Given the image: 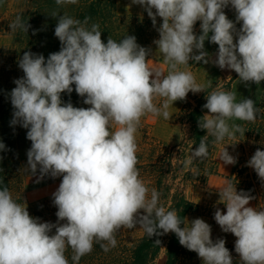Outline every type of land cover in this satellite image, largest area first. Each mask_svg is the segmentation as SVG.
I'll return each mask as SVG.
<instances>
[{
  "label": "clouds",
  "instance_id": "1",
  "mask_svg": "<svg viewBox=\"0 0 264 264\" xmlns=\"http://www.w3.org/2000/svg\"><path fill=\"white\" fill-rule=\"evenodd\" d=\"M78 0H56L57 5ZM147 12L153 26L157 17V46L168 65V73L150 69V50L127 35L120 42L101 39L98 24L88 26L66 15L58 18L54 34L61 47L43 54L24 52L18 67L24 76L14 81L10 102L11 125L27 129L31 141L27 169L39 171L38 180L62 176L52 194L57 222H41L27 207L13 199L9 189L0 188V264H69L67 248L73 251V264L90 253L94 240L104 251L116 246L114 233L121 227H142L149 237L174 233L180 245L198 254L203 264H233L225 239L211 238V226L195 218L185 226L175 210L159 204V193L139 179L135 133L145 114L170 119L168 108L185 100L189 92H206L208 85L197 84L190 71L181 70L189 61L214 63L220 69L237 73L242 83L260 85L264 81V0H132ZM231 6L235 22L224 9ZM155 10V11H153ZM200 21L201 34L194 26ZM241 23L239 29L236 24ZM10 29L28 32L30 25L21 17ZM211 33V35H209ZM218 45L213 60L205 41ZM84 97L88 108L63 103L62 93ZM162 99L160 107L154 103ZM203 108L208 112L198 126L206 130L185 165L209 155L207 138L215 143L244 134L232 119L254 121L255 102H236L234 92L213 90L206 94ZM110 126H117L110 132ZM6 145L0 142V151ZM220 159L225 165L237 160L226 147ZM264 181V150L257 149L247 162ZM220 203L214 220L225 233H232L235 252L243 264H264V209L248 206L254 199L237 192L226 182L218 190ZM142 210V211H141ZM63 222V223H61ZM183 225V227H181ZM53 229H55L54 234ZM162 230V232L160 231ZM157 242H159L157 240Z\"/></svg>",
  "mask_w": 264,
  "mask_h": 264
},
{
  "label": "trees",
  "instance_id": "2",
  "mask_svg": "<svg viewBox=\"0 0 264 264\" xmlns=\"http://www.w3.org/2000/svg\"><path fill=\"white\" fill-rule=\"evenodd\" d=\"M118 1L78 0L76 4L57 5L56 0H0V5H2L0 35H7L10 38L8 45L0 46V142L6 145V150L0 151V188L6 186L10 191L13 180L20 173V159L27 154L31 147V141L26 138L27 129L19 124L11 125L14 109L10 102V93L16 87L14 81L24 76L23 71L18 67V61L27 51L43 54L47 59L50 53L60 50V41L54 34L60 16L66 15L79 19L81 22L88 18L89 27L94 23L99 25L101 39L105 43L108 38L120 42L127 35L135 36L137 44L149 49L151 53L155 45L153 41L159 39L157 28L162 23V19L157 17V24L154 27L151 19L146 15H119L116 11ZM233 11L231 6L224 9L225 14ZM17 16L30 25L28 32L10 29L9 25ZM232 79L233 77L230 80ZM72 87L71 94H61L62 102H70L78 108L91 107L84 104L85 98L80 97L75 92V85ZM162 102L161 98L154 100L157 107H160ZM203 105V103L197 102L196 107L180 109L177 114V118L188 120L191 130L190 147L187 153L182 156L185 160L180 165L174 166L171 153L166 150L162 143L151 139L145 129L141 127V124L138 125L139 129L137 130L141 134L140 138L135 139L138 161L136 168L139 172V179L149 189V198L151 190L155 189L159 193L158 206H163L166 210H175L182 221L184 215L196 207L187 202L180 191L172 189L169 181L174 180V172L177 173L178 170L182 172L179 177L184 183L202 185L209 176L216 173L213 152L218 143H215L214 138L211 136L207 138L209 152L207 158H198L193 160L191 165H185L192 150L198 147L202 137L207 134L206 130H202L198 126L199 120L203 117ZM256 109L258 111L254 121L238 120L236 122V125L243 129L244 134L237 132L235 137L242 134L251 137L253 141H260L264 138V90L258 100ZM151 115V113H148L144 116ZM109 131L112 132L111 126ZM244 173V168H234L229 175L228 182L236 186L237 192L243 190L255 199L260 197L264 204L263 181L255 177V174L252 177L250 176L251 178L244 177ZM43 178L49 183L56 179L62 180V176L52 178L50 175H46ZM52 201L45 203L44 206L46 207L39 209L36 216L39 217V213L47 218L54 215L53 218H56L55 221L57 222L56 212L58 209ZM130 229L137 230L141 235L135 239L129 248L125 249L128 264H151L158 252L164 234L149 237L139 225ZM160 231L162 232V230ZM101 244H107V242L94 240L92 251L82 256L79 264L84 263V260L87 261V264H104L103 260L100 259V254L103 251ZM225 246L233 258V264H243L239 254L235 252V244ZM166 253L164 264H187L186 261L188 263L193 261L194 264H203L198 254L180 245L177 236L171 232L166 243ZM72 255V249L67 248L65 256L69 264H73Z\"/></svg>",
  "mask_w": 264,
  "mask_h": 264
},
{
  "label": "rangeland",
  "instance_id": "3",
  "mask_svg": "<svg viewBox=\"0 0 264 264\" xmlns=\"http://www.w3.org/2000/svg\"><path fill=\"white\" fill-rule=\"evenodd\" d=\"M116 9L119 15L148 16L144 8L140 5L133 4L132 0H119ZM1 13L2 5H0V14ZM226 15L230 20L235 22V11ZM200 23V21H197L194 26L196 35L201 34ZM240 26L241 23L236 24L237 29H239ZM209 35H211V33ZM9 43L10 38L7 35H0V46L8 45ZM205 50L214 60L218 45L206 40ZM147 64L150 69L160 70L164 75H167L169 71L164 56L157 49L156 45H154L151 50L147 59ZM181 70L190 71L194 75L197 84L208 85L210 83L211 86L206 88V92H189L185 100H177L170 105L168 108L170 119L166 120L162 115L158 117L153 115L142 116L139 123L151 139L162 143L166 150L171 153L174 166L180 165V163L185 160L182 156L187 153L191 139V130L188 120L177 118L180 109H192L196 107L197 102L205 104L207 102L206 94L213 90L234 92L236 95V102H241L245 98H251L255 102V107L257 108L258 100L264 90V81H262L260 85L242 83L237 73L233 70L227 68L222 70L212 62L204 64L203 62L195 63L190 60L187 66H181ZM232 77L233 79L230 80ZM207 112L208 110L204 108L203 116L207 114ZM237 121V119H232L229 120L228 123L231 126L232 124H236ZM116 127L117 126H111L112 132L116 130ZM138 129L137 127V130ZM140 135V132L136 131L135 139L140 138ZM225 147L229 154L236 158L237 162L234 165H225L220 159L221 153ZM258 148L264 150V138L260 141H253L251 137L243 136L242 134L237 135L233 139L226 137L224 141L219 142L214 148L213 159L216 164V173L209 176L203 185L184 183L179 177L182 172L179 170L177 173L174 172V180L169 181L172 189L180 191L184 199L196 207L192 208V211L184 215L183 224L185 226H187L192 219L202 218L211 226V238L214 242L218 238H223L226 241L225 245L235 244L237 238L232 233L223 232L214 220V212L217 207H219L222 212L226 213V206L219 201L218 190L228 182L229 175L234 168H244V177L251 178L252 175L255 174V177L259 178L254 169L247 166V162ZM26 167L27 154L21 157L20 173L18 177L13 180L10 187V193L13 199L27 207L32 217L39 218L41 222L56 223V218H53L55 217L54 215L50 218L40 213L39 217L36 215L39 209L46 207L44 206L46 205L45 203L53 200L52 194L56 191L62 180L56 179L51 183L47 182L45 178L38 180L40 176L39 171H37L36 174H31ZM248 206L254 207L257 210L264 209V204L260 197L252 199ZM181 227H183V225H181ZM54 232L55 229H53V233ZM169 233L163 235L161 245L151 264H164L167 256L166 243ZM140 235L141 233L137 230L133 231L130 228L121 227L114 233L117 242L116 246H109L107 252L103 250L100 254V259L103 260L104 264H128L127 252L125 249L129 248ZM86 262L87 261L84 260V263L82 262L81 264H87ZM186 263L194 264L193 261L189 263L186 261Z\"/></svg>",
  "mask_w": 264,
  "mask_h": 264
}]
</instances>
